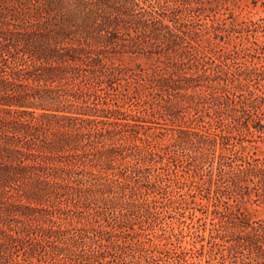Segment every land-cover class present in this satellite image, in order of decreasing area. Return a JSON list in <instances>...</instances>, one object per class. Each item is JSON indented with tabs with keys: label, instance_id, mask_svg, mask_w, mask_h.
Segmentation results:
<instances>
[{
	"label": "trees",
	"instance_id": "16d2710c",
	"mask_svg": "<svg viewBox=\"0 0 264 264\" xmlns=\"http://www.w3.org/2000/svg\"><path fill=\"white\" fill-rule=\"evenodd\" d=\"M234 1L0 0V264H264V18ZM193 204L180 248L156 228Z\"/></svg>",
	"mask_w": 264,
	"mask_h": 264
},
{
	"label": "rangeland",
	"instance_id": "374dc122",
	"mask_svg": "<svg viewBox=\"0 0 264 264\" xmlns=\"http://www.w3.org/2000/svg\"><path fill=\"white\" fill-rule=\"evenodd\" d=\"M234 14L239 18L258 20L264 18V0H236L231 4ZM228 11H226L227 16ZM158 131V129H153ZM259 149L254 150L256 154L264 157V143L259 142ZM179 199L190 198L186 194L177 196ZM191 199V198H190ZM196 206V207H195ZM205 208L198 205H192L188 208L185 206L177 207L173 211H170L162 216L160 224L157 225L158 232L160 225L166 228L171 234V239L174 243L180 246V248L200 247L201 243L197 237V233L208 235L209 224H205ZM258 216H264V209L259 207L256 212ZM156 229H151L149 232H154ZM196 264H205V258L200 255L199 252L193 253L191 258Z\"/></svg>",
	"mask_w": 264,
	"mask_h": 264
}]
</instances>
